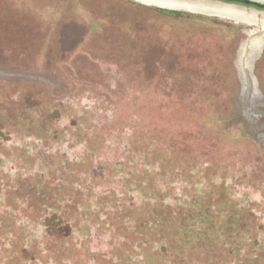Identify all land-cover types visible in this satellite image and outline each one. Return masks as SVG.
Wrapping results in <instances>:
<instances>
[{
  "label": "rangeland",
  "instance_id": "1",
  "mask_svg": "<svg viewBox=\"0 0 264 264\" xmlns=\"http://www.w3.org/2000/svg\"><path fill=\"white\" fill-rule=\"evenodd\" d=\"M263 39L137 0H0V264H264V44L248 95L237 67Z\"/></svg>",
  "mask_w": 264,
  "mask_h": 264
},
{
  "label": "bare ground",
  "instance_id": "2",
  "mask_svg": "<svg viewBox=\"0 0 264 264\" xmlns=\"http://www.w3.org/2000/svg\"><path fill=\"white\" fill-rule=\"evenodd\" d=\"M137 1L142 2L144 4H150L164 8L185 10L193 13H201L210 16H219L221 18L231 19L238 23L259 26L260 28H262V30L264 29V17H261L260 19H256L255 18L256 13L253 12L252 10L246 12L244 9L236 6H230V5L228 6V5L218 4L217 2L201 1V0H137ZM261 32H264V30ZM251 34L252 33H250L251 44L258 43V40L252 39L253 35ZM243 48L245 49L247 47L243 46ZM246 52H247V54H245L246 62L248 63V54H250L249 48H247ZM245 64L246 63L243 62L241 67L242 70H245L244 74L247 81L246 85L248 87L246 85L243 86L250 88L251 82L250 81L248 82L249 79L245 68Z\"/></svg>",
  "mask_w": 264,
  "mask_h": 264
},
{
  "label": "water",
  "instance_id": "3",
  "mask_svg": "<svg viewBox=\"0 0 264 264\" xmlns=\"http://www.w3.org/2000/svg\"><path fill=\"white\" fill-rule=\"evenodd\" d=\"M201 1L217 2L218 4H223V5H228V6L229 5L230 6H236L239 8H243L245 10L248 7V8H250V10H253L254 12H256V14L257 13L262 14V15L264 14V9H256L255 8V6L264 7V0H201ZM244 3H248L250 6H246ZM157 7H159V6H157ZM161 8H164V7H161ZM167 9H170V8H167ZM262 34L264 35V32H262ZM260 50H259V52H260ZM245 54H247V52H245ZM258 57H259V53L257 52V54L253 58H250V60L247 63V74H248V79L251 82V87L247 88L246 86H243V94L244 95H248L252 91V89L256 88V79H255L254 75L252 74L251 67H252L253 62Z\"/></svg>",
  "mask_w": 264,
  "mask_h": 264
},
{
  "label": "flooded vegetation",
  "instance_id": "4",
  "mask_svg": "<svg viewBox=\"0 0 264 264\" xmlns=\"http://www.w3.org/2000/svg\"><path fill=\"white\" fill-rule=\"evenodd\" d=\"M244 4H245L246 6H250L248 3H244ZM255 8H256V9H264V7H258V6H255ZM242 9H243V8H242ZM244 10H245V9H244ZM245 11H246V12H249V11H250V8L247 7ZM252 11H253V10H252ZM253 12H254V11H253ZM255 13H256V12H255ZM257 14H258V13H257ZM257 14H255V18H256V19H260L261 17H263V16L260 17L261 14H258V15H257ZM256 16H257V17H256ZM259 17H260V18H259ZM260 30L263 31L264 29L262 30V28H260ZM248 32H249V31H248ZM261 35L264 37V35L262 34V32H261ZM263 40H264V39H263ZM246 41L249 42V41H248V37H247ZM246 41L242 44V46H241V48H240V49H243L242 52H246V50H247V49H244V48H243V46H244L245 44H247ZM263 44H264V41H263L262 45H261L260 47H258V48H255V47H254V48L249 47V53H250V54H248V61L250 60V58H253V57L257 54V52H259V50L263 47ZM240 62H241V61H240V59H239V57H238V58H237V67H238V71H239V76H240V79H241L242 85H246V82H247V81H246V77H245V74H244V73H245V70H242V68L240 67ZM243 62L246 63V64H245V68H246V71H247V67H246V66H247V62H246V59H245ZM239 68H240V69H239ZM248 82H249V80H248Z\"/></svg>",
  "mask_w": 264,
  "mask_h": 264
}]
</instances>
